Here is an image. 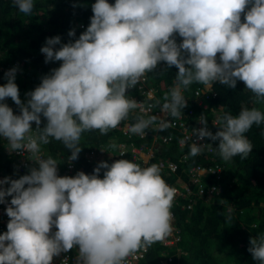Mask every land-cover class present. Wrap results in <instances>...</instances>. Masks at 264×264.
I'll list each match as a JSON object with an SVG mask.
<instances>
[{
    "label": "clouds",
    "instance_id": "1",
    "mask_svg": "<svg viewBox=\"0 0 264 264\" xmlns=\"http://www.w3.org/2000/svg\"><path fill=\"white\" fill-rule=\"evenodd\" d=\"M14 4L25 15L33 12L34 0ZM92 12L90 25L75 42L61 44L59 36L46 40L41 48L45 63H62L26 94V104L15 83L17 69L5 73L0 137L12 151L27 150L35 157L51 138L70 150V161L77 160L84 132L106 135L137 107L147 113L161 105L157 100L145 108L126 95L161 62L178 69L161 106L173 118L179 119L187 107L183 90L193 83L212 87L218 82L235 89L241 81L256 102L264 101V0H96ZM68 35L74 37L75 30ZM6 98L18 106L20 115L4 103ZM41 116L47 121L43 128ZM156 120L138 116L130 130L143 137ZM199 123L203 127L193 129L192 135L219 141L218 155L230 162L252 152L245 133L264 123V112H225L215 134L203 114ZM169 126L162 119L159 130ZM110 146L116 148L115 142ZM209 146L193 142L189 155L195 157ZM35 162L39 167L30 174L0 180V204L12 197L6 208L7 231L0 234V264H53L54 258L74 248L77 264H125L129 256L173 231L176 189L162 178L158 165L141 167L119 159L111 165L100 162L91 175L81 171L60 177L52 157H37ZM101 169L106 170L102 179ZM248 251L264 264V236L250 239Z\"/></svg>",
    "mask_w": 264,
    "mask_h": 264
},
{
    "label": "trees",
    "instance_id": "2",
    "mask_svg": "<svg viewBox=\"0 0 264 264\" xmlns=\"http://www.w3.org/2000/svg\"><path fill=\"white\" fill-rule=\"evenodd\" d=\"M96 0H34V9L31 15L20 12L14 0H0V66L13 65L17 69L15 83L19 89V98L27 103L30 98L26 94L34 91L41 84L42 78L50 75L53 69L59 68L60 61L45 63V55L41 48L46 46V40L59 36L61 44L75 42L86 30H79L77 23L90 25L93 16L92 5ZM114 4L115 0H108ZM243 22V16H242ZM87 29V28H86ZM75 30V36L68 33ZM177 43L182 38L176 35ZM58 50L60 45L55 46ZM178 69L168 68L164 62L158 65L153 73L147 77L153 86L156 96L163 103V96L174 86ZM7 83L4 72H0V86ZM202 86L193 83L183 95L187 98V107L182 109L186 113L193 109L196 114L203 112L194 102V90ZM217 97L208 102L209 107L219 108L220 117L225 112L233 116L239 114L242 108H257L264 112V101L256 102L255 96L243 82L238 81L235 89L221 85H213ZM130 92L127 91L126 95ZM13 109L15 115H20L18 106L6 98L4 101ZM210 112L209 110L205 111ZM204 113V112H203ZM209 122L210 118L206 119ZM46 119L41 116V125H46ZM35 132L36 125L32 124ZM222 125L212 126L215 134ZM174 134L169 144H160L154 149L151 164L158 165V160H171L179 165L178 174L160 168L162 178L166 182H175L177 177L187 180L186 171L195 164L223 166L220 175L208 176L204 180V193L194 199L191 210L182 209L183 200H174L172 210L177 216V225L181 229L182 239L180 246L184 254L179 258V264H260L255 261L248 251L250 239L264 236V123L253 125L245 133L253 149L246 159L234 157L225 162L217 150L213 154L204 151L192 157L190 147H180L178 138L180 131L166 128L159 133ZM121 138L118 129L109 130L104 135L98 130L86 131L82 134L79 147L81 152L78 160L88 169V175L93 174L90 163L83 159V154L102 145H111ZM48 144H41L46 155L62 157L71 155L70 150L61 141L51 139ZM138 144L150 145V137L146 140H136ZM213 142V141H211ZM188 157L185 161L182 156ZM184 169V171H183ZM0 170L6 177L15 180L20 177L12 159L5 150V138L0 137ZM220 184L222 193L216 195L208 193L209 185ZM9 200L12 197H8ZM224 199V201H222ZM231 205V209L228 210ZM230 217V219H229ZM157 248L151 247L144 264H154Z\"/></svg>",
    "mask_w": 264,
    "mask_h": 264
},
{
    "label": "built area",
    "instance_id": "3",
    "mask_svg": "<svg viewBox=\"0 0 264 264\" xmlns=\"http://www.w3.org/2000/svg\"><path fill=\"white\" fill-rule=\"evenodd\" d=\"M77 28L81 31L86 30L87 26L85 23H77ZM15 68L13 65L0 66V72L7 73L10 69ZM130 92L127 96L134 99L137 103L143 105L145 108L149 104H154L155 101L159 100L156 96L153 86L150 84L148 77L146 75L145 79L139 82L134 88L129 89ZM184 96V95H183ZM194 102L195 104L202 108L203 112L196 114L193 109H189L186 113H182L179 119L173 118L170 115L161 111V105L153 107L147 113L142 112L140 107L132 110L129 114L128 119L122 121L120 125L115 128L118 129L121 138H119L115 144L116 148H112L110 145H102L99 148L91 149L83 154V159L92 165L93 170L98 166L100 162H106L109 165L114 163L119 159H126L134 163L139 164L141 167H150L151 160L154 157V149L160 144H169L173 141L174 134L163 135L159 133V124L161 120L170 122L168 128L177 129L180 131V137L178 138V145L180 147H190L193 142L198 145H210L206 148L208 154H213L217 150L219 141L211 142L210 139L198 140L195 135H192L193 129L199 130L203 127L199 123V118L203 114L205 118H210L207 122L208 129L213 133L212 126L219 124L220 113L219 108L209 107L208 102L217 97V92L212 87H206L204 85L197 87L194 90ZM185 98V97H184ZM187 103V98H185ZM160 101V100H159ZM209 110L210 112H205ZM138 116H155L157 118L156 123L149 126L145 130V136L133 134L130 130L131 126L136 123V118ZM33 135L35 132L33 131ZM150 137V145L138 144L136 140H146ZM185 141L181 144L180 141ZM5 150L9 157L12 159L17 174L22 177L23 175L30 174L32 168H38L35 159L38 157L40 159H47V156L42 145H40V152L34 157L27 150H17L12 151L8 141L5 139ZM68 156H62L59 158L52 157L58 163V175L60 177L68 176L74 177L78 172H84L88 174V169L79 161H70ZM186 155H183L181 160L185 161ZM159 168L168 170L172 174H178L179 165L171 160H158ZM223 170V166L216 163L214 165H202L195 164L191 166L187 171V180H183L181 177H177L175 182H166L170 187L176 189V195L174 200H183L182 209L191 210L194 205V199L196 197H201L204 193V180L208 176L220 175ZM105 169H101L100 178H103V173ZM184 171V169H183ZM18 177L17 179H19ZM6 178L3 171L0 170V180ZM10 185H5L9 187ZM27 187V186H26ZM208 193H214L220 195L222 193L221 185L212 184L208 187ZM8 203L0 204V234L7 231V224L9 223V217L6 215V208L10 204V200L6 197ZM231 209V205L228 210ZM173 214L172 227L173 231L166 238L153 243L150 247L146 249H140L135 254L129 256L125 264H144L147 260L148 253L151 247L157 248V253L155 254L154 264H179V258L184 254V249L180 246V241L182 239L181 229L177 225V216L175 212L171 209ZM56 229H53V232ZM78 249L74 248L68 253L61 254L60 257L54 258L53 264H77Z\"/></svg>",
    "mask_w": 264,
    "mask_h": 264
},
{
    "label": "rangeland",
    "instance_id": "4",
    "mask_svg": "<svg viewBox=\"0 0 264 264\" xmlns=\"http://www.w3.org/2000/svg\"><path fill=\"white\" fill-rule=\"evenodd\" d=\"M43 2L47 1V0H42ZM222 201H224V199H222Z\"/></svg>",
    "mask_w": 264,
    "mask_h": 264
}]
</instances>
